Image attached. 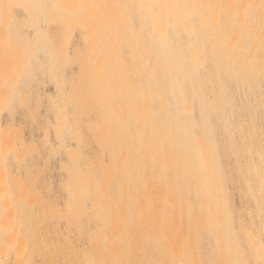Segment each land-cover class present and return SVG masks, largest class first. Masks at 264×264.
<instances>
[{"label":"rangeland","instance_id":"374dc122","mask_svg":"<svg viewBox=\"0 0 264 264\" xmlns=\"http://www.w3.org/2000/svg\"><path fill=\"white\" fill-rule=\"evenodd\" d=\"M217 1L201 6L212 26L222 23L215 33H223L205 44L207 52L214 47V62L205 64L200 79L217 98L218 115L228 109L237 80L256 83L248 109L263 143L264 0ZM138 2L0 0V197L10 207L43 205L65 213L75 195L97 191L94 182L108 176L107 195L118 202L120 166L146 122L149 93V20ZM239 48L246 49L243 56ZM84 219L11 228L2 264H264V256L243 252L242 241V253L205 239L200 255H184L178 239L162 237L166 228L160 224ZM215 246L220 254H211Z\"/></svg>","mask_w":264,"mask_h":264},{"label":"bare ground","instance_id":"6f19581e","mask_svg":"<svg viewBox=\"0 0 264 264\" xmlns=\"http://www.w3.org/2000/svg\"><path fill=\"white\" fill-rule=\"evenodd\" d=\"M139 2L149 20L146 122L131 139L123 169L120 166L126 185L116 183L118 202L107 195L109 176L94 182L97 191L75 195L74 207L65 213L43 205L10 207L0 197V264L11 228L56 225L61 219L77 225L83 217L92 224H160L166 228L162 237L178 239L184 255H200L201 243L208 239L213 245L227 243L232 247L229 250L239 253L242 241L244 253L264 256V142L257 140L255 119L248 109L256 83L237 80L228 109L218 115L217 98L209 95L200 71L214 62V47L207 52L204 46L219 35L215 31L220 20H215L216 27L214 21L209 23L210 13H205V5L201 7L206 0ZM239 50L246 53V49ZM81 186L87 188L88 181ZM233 192L238 206L233 203ZM210 248L214 249H208L211 254L220 249Z\"/></svg>","mask_w":264,"mask_h":264}]
</instances>
